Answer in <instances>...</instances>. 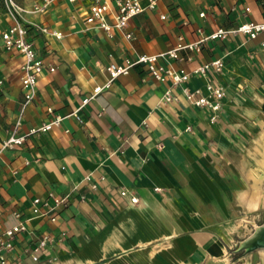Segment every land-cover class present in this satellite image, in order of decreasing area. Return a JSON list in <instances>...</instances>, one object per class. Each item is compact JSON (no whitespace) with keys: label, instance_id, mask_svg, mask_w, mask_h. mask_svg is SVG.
<instances>
[{"label":"crops","instance_id":"0c3cea01","mask_svg":"<svg viewBox=\"0 0 264 264\" xmlns=\"http://www.w3.org/2000/svg\"><path fill=\"white\" fill-rule=\"evenodd\" d=\"M94 1L50 0L39 11L43 0H14L44 63L20 115L24 58L2 45L15 18L0 0V146L18 118L23 134L62 117L1 151L0 234L17 222L15 211L24 225L3 251L5 264H263L264 249L237 246L264 221V32L209 39L159 59L189 71L221 58L220 71L172 85L135 65L79 108L109 78L107 64L166 51L179 37L192 42L218 27L262 21V0H155L129 20L130 38L86 22ZM99 1L110 4L112 21V0ZM207 84L223 91L214 121L209 107L182 92L208 95ZM167 88L175 99L164 100ZM36 196L51 205L65 198L54 219L34 214Z\"/></svg>","mask_w":264,"mask_h":264},{"label":"built area","instance_id":"2783aa9c","mask_svg":"<svg viewBox=\"0 0 264 264\" xmlns=\"http://www.w3.org/2000/svg\"><path fill=\"white\" fill-rule=\"evenodd\" d=\"M73 1V0H70ZM7 10L10 15L15 18V22L11 24L6 30L1 34L2 45L5 49H16L23 55V62L20 66L21 69V84L24 90L23 100L21 102L20 115L23 113L26 105L34 98L36 81L38 75L44 69V63L41 57L36 54L34 49L33 41L28 37L27 26L16 19V15L24 10L23 7L19 6L14 0H4ZM50 0H43L41 4L35 5L34 9L42 11L48 5ZM113 2V13L112 21L107 20V15L111 10L110 4L107 2H101L95 0L92 2L87 10L85 17L86 22L94 24L109 34H111L112 29L122 31L127 38L131 37V32L125 31L129 20L135 15L141 13L147 8H153L155 6V0H148L147 3H142L140 0H112ZM261 5L264 9V0L261 1ZM245 10L248 11L249 7H245ZM200 15H204V12H201ZM164 18V15H161ZM43 31H47L46 27L41 28ZM264 32V20L255 21V20H246L240 24L230 27H218L212 32L201 36L198 40L192 42H183L182 38L179 37V42L173 48H170L166 51L157 52V53H140L134 58L126 57L121 64L111 62L104 66V69L108 72L109 78L102 85H96L93 88V91L90 94L84 96L81 100L79 106H84L90 99L94 98L99 92L104 88L110 86L111 82L120 74H126L129 72L130 68L135 65H144L147 70L158 80H169L172 85H178L186 82L191 74L205 75L207 72L220 71L223 66V60L221 58H213L208 61L201 62L194 66L191 70H185L183 68H173L167 67L159 62L161 58H177L179 57L180 50L189 49V50H199L201 43L209 40L221 38L230 34L242 33L247 35L249 38H255L259 33ZM55 33L56 36H60V33ZM49 70H54V67H49ZM209 94L203 95L199 88L190 90L187 87L182 88L184 96L193 104L197 106H207L212 110V115L210 117L211 121L216 119V112L220 108L219 98L223 95L222 88L220 86H213L212 84L206 85ZM164 100L170 101L175 99V96L172 94L171 89L167 88L164 93ZM77 108L74 110V114L78 117ZM51 111V108H48ZM61 116L56 115L54 118L46 123L41 124L38 127L30 128L26 133L18 134L17 126L19 124V118L16 121V125L11 133L1 142L0 154L1 151L5 148H14L17 145H20L26 140V137L30 134L46 131L52 127V125L59 124ZM121 195L126 194L125 189L120 190ZM65 198H55L54 205L49 204L46 198H40L38 196L32 199V210L35 215H45L49 214L51 219H54L55 216L51 214L52 210L61 203L64 202ZM130 200L135 202L137 201L136 196H131ZM41 206L45 208H41ZM14 216L17 218V222L12 226L5 228V230L0 234V264H5L6 260L3 254L4 250H9L12 248V238L16 233L24 229L22 222V216L20 212L15 211ZM46 241V236H44L39 241V246H43ZM33 259H36V256H33Z\"/></svg>","mask_w":264,"mask_h":264},{"label":"water","instance_id":"95a60500","mask_svg":"<svg viewBox=\"0 0 264 264\" xmlns=\"http://www.w3.org/2000/svg\"><path fill=\"white\" fill-rule=\"evenodd\" d=\"M264 249V221L255 225L252 232L237 246V251L251 252L256 249Z\"/></svg>","mask_w":264,"mask_h":264},{"label":"bare ground","instance_id":"6f19581e","mask_svg":"<svg viewBox=\"0 0 264 264\" xmlns=\"http://www.w3.org/2000/svg\"><path fill=\"white\" fill-rule=\"evenodd\" d=\"M253 173V172H252ZM250 195V194H249ZM255 196V195H254ZM263 264H264V255H263Z\"/></svg>","mask_w":264,"mask_h":264},{"label":"flooded vegetation","instance_id":"af4514ba","mask_svg":"<svg viewBox=\"0 0 264 264\" xmlns=\"http://www.w3.org/2000/svg\"><path fill=\"white\" fill-rule=\"evenodd\" d=\"M242 250H239V252H241Z\"/></svg>","mask_w":264,"mask_h":264}]
</instances>
